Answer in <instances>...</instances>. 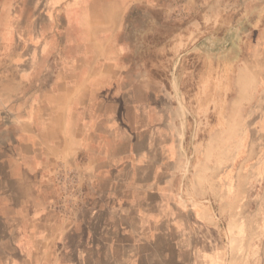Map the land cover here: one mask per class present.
<instances>
[{
  "label": "crops",
  "instance_id": "0c3cea01",
  "mask_svg": "<svg viewBox=\"0 0 264 264\" xmlns=\"http://www.w3.org/2000/svg\"><path fill=\"white\" fill-rule=\"evenodd\" d=\"M44 1L0 0V43L53 49L64 4L97 51L68 56L80 71L49 73L42 88L31 71L28 87L0 89V264H264V203L225 198L218 219L212 200L189 198L167 99L146 89L138 103L116 88L122 58L106 44L141 0H96L89 22L88 0ZM62 164L77 172L78 197L56 181Z\"/></svg>",
  "mask_w": 264,
  "mask_h": 264
},
{
  "label": "rangeland",
  "instance_id": "374dc122",
  "mask_svg": "<svg viewBox=\"0 0 264 264\" xmlns=\"http://www.w3.org/2000/svg\"><path fill=\"white\" fill-rule=\"evenodd\" d=\"M87 3L89 22L98 3ZM63 8L54 17L53 49L43 38L34 47L0 43V89L28 87L31 71L42 88L49 73L80 71L68 56L97 51L79 42L76 9L69 16ZM113 39L106 50L124 67L116 88L133 89L138 103L149 98L146 89L162 94L182 126L188 197L212 200L217 218L225 198L264 203V0H141Z\"/></svg>",
  "mask_w": 264,
  "mask_h": 264
},
{
  "label": "built area",
  "instance_id": "2783aa9c",
  "mask_svg": "<svg viewBox=\"0 0 264 264\" xmlns=\"http://www.w3.org/2000/svg\"><path fill=\"white\" fill-rule=\"evenodd\" d=\"M56 181L61 185L66 196L69 198L78 197L80 195L79 178L76 170L66 165L58 166L56 172Z\"/></svg>",
  "mask_w": 264,
  "mask_h": 264
}]
</instances>
